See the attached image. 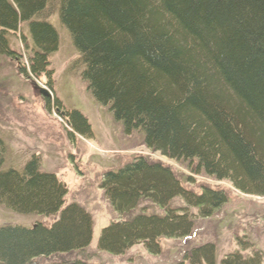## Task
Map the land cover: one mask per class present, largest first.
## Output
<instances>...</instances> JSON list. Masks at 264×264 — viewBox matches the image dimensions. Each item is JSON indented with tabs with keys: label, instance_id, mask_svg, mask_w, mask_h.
<instances>
[{
	"label": "trees",
	"instance_id": "trees-1",
	"mask_svg": "<svg viewBox=\"0 0 264 264\" xmlns=\"http://www.w3.org/2000/svg\"><path fill=\"white\" fill-rule=\"evenodd\" d=\"M55 10L81 54L93 95L127 134L141 133L147 149L195 176L264 197V0H0V58L16 59L10 40L27 25L31 74L50 81L47 57L59 34L47 20ZM71 116L73 132H90L81 114ZM4 145L0 140V206L44 216L62 212L49 228H0V264L40 257L50 259L47 264H90L63 257L90 246L91 216L75 206L62 209L66 191L39 171L38 160L22 172H3ZM186 183L196 184L145 157L107 173L102 188L118 216L102 233L101 252L120 255L140 244L156 250L158 237L191 232L189 210L209 217L228 203L223 190L202 185L195 192ZM175 197L186 202L185 210L171 209ZM153 207L165 217L151 215ZM246 244L222 264H263L262 253L243 257L252 248ZM208 246L176 264L208 257Z\"/></svg>",
	"mask_w": 264,
	"mask_h": 264
},
{
	"label": "rangeland",
	"instance_id": "rangeland-1",
	"mask_svg": "<svg viewBox=\"0 0 264 264\" xmlns=\"http://www.w3.org/2000/svg\"><path fill=\"white\" fill-rule=\"evenodd\" d=\"M50 18V23L59 34L58 45L47 57V68L52 72L50 83L55 90H52V110L43 92L47 91L37 86L35 78L28 72L29 66H25L30 75L28 78L21 74L22 59H18L17 63L5 56L0 58V140L5 144L1 170L22 172L30 161L38 160L41 173L54 176L59 184L65 186L62 209L75 206L91 216L90 246L82 252L64 256L63 260L79 258L90 264H176L184 261L194 250L209 245V258L202 255L193 263L222 264V261L230 260L240 252L241 248L246 249V243H250L252 248L243 251V257H252L255 252L264 256V197L243 194L226 181L195 176L180 163L147 149L141 133L127 134L109 105L99 102L93 95L89 81L84 77L85 66L81 62V54L56 10L50 14ZM30 37L27 25H21L18 35L11 37L13 50L23 55L30 51ZM42 79L41 82L45 84V79ZM54 96L61 101L60 107L52 102ZM57 107L62 110L66 108L71 115L84 116L90 132L80 135L75 131L71 139L65 130V123L60 122L64 120L57 113ZM137 157L163 163L180 175L192 177L196 184L186 185L195 192L202 185L225 191L228 203L209 217H199L196 208L189 210L195 219V223L192 220L188 222V232H191L185 238L158 237L156 250L140 244L120 255L101 252L102 233L118 216L102 188L103 180L107 173L118 172ZM169 206L171 209L185 210L187 204L182 198L175 197ZM61 212L44 216L20 213L0 206V228L8 225L31 228L39 223L49 228L59 222ZM148 212L165 217L164 211L159 208L153 207ZM188 258L186 264H190ZM48 262L50 259L40 257L32 264Z\"/></svg>",
	"mask_w": 264,
	"mask_h": 264
},
{
	"label": "bare ground",
	"instance_id": "bare-ground-1",
	"mask_svg": "<svg viewBox=\"0 0 264 264\" xmlns=\"http://www.w3.org/2000/svg\"><path fill=\"white\" fill-rule=\"evenodd\" d=\"M84 208V207H83ZM85 209V208H84ZM21 215V214H20Z\"/></svg>",
	"mask_w": 264,
	"mask_h": 264
}]
</instances>
